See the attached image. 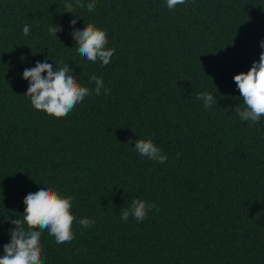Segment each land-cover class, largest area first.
I'll list each match as a JSON object with an SVG mask.
<instances>
[{"label": "trees", "instance_id": "obj_1", "mask_svg": "<svg viewBox=\"0 0 264 264\" xmlns=\"http://www.w3.org/2000/svg\"><path fill=\"white\" fill-rule=\"evenodd\" d=\"M65 2L0 0V256L25 197L51 185L74 197L75 238L57 244L43 232L44 264H264V116L253 125L233 110L243 106L234 76L264 51V0L75 7L76 28L106 31L107 66L78 53ZM46 58L92 90L62 118L24 95V70ZM92 74L104 81L98 96ZM202 92L217 97L211 109ZM148 138L165 163L135 151ZM134 199L159 211L125 222ZM84 218L94 226L81 227Z\"/></svg>", "mask_w": 264, "mask_h": 264}, {"label": "clouds", "instance_id": "obj_2", "mask_svg": "<svg viewBox=\"0 0 264 264\" xmlns=\"http://www.w3.org/2000/svg\"><path fill=\"white\" fill-rule=\"evenodd\" d=\"M186 0H166L167 8L172 10L177 5H183ZM65 12L74 13L75 7L86 8L88 11H95V0H90L87 4L83 0H75V3L65 2ZM74 15V14H73ZM70 20L73 28L71 33L77 51L88 61L93 63L99 60L102 66L110 63L115 53L114 48H106L109 43L105 30L94 24H86L82 28H76V24L81 16ZM49 33L57 37V33L63 31L58 25L50 26ZM23 32L27 36L30 32V25H24ZM260 47L264 48V40L260 42ZM57 67L54 63H48V58L44 62L37 61L35 67L26 68L23 78L29 81V87L24 95L31 98V104L36 110L44 111L49 116L62 118L67 116L78 104L82 103L86 97L92 95V90L81 86L74 74L75 70L71 66L60 62ZM47 73V75H43ZM90 81L96 87L95 94H101L104 81L95 74L90 76ZM234 82L242 97L241 103L233 110L242 121H251L253 125L260 122L264 116V51L260 53L258 61L253 62L252 67L247 72H241L234 76ZM111 89H105V95ZM203 102L205 109H211L217 101L208 92H202L197 96ZM135 151L149 160L158 161L163 164L167 156L161 153V149L156 146L151 138L138 139L135 141ZM74 197L62 195L51 185L40 187L35 193H29L25 199L26 205L24 213L17 219H10L14 227L9 229L10 242L3 245V255L0 256V264H44L46 257L42 258L41 235L47 231L55 238L57 244L71 242L75 237L73 233V223L76 217L72 213ZM155 208V204L134 199L130 208L122 210L121 219L127 222L129 215L137 221L143 222L148 212ZM83 228L94 226L95 221L84 218L78 221ZM27 225V228L25 227Z\"/></svg>", "mask_w": 264, "mask_h": 264}]
</instances>
